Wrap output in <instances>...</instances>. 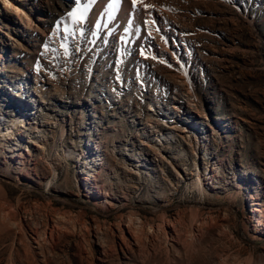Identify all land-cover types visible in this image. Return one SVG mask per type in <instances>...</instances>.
I'll return each mask as SVG.
<instances>
[{
	"label": "rangeland",
	"instance_id": "rangeland-1",
	"mask_svg": "<svg viewBox=\"0 0 264 264\" xmlns=\"http://www.w3.org/2000/svg\"><path fill=\"white\" fill-rule=\"evenodd\" d=\"M8 1L0 264H264V0Z\"/></svg>",
	"mask_w": 264,
	"mask_h": 264
},
{
	"label": "bare ground",
	"instance_id": "bare-ground-1",
	"mask_svg": "<svg viewBox=\"0 0 264 264\" xmlns=\"http://www.w3.org/2000/svg\"><path fill=\"white\" fill-rule=\"evenodd\" d=\"M9 4H10V1H8V0H6ZM8 7H12V8H14L13 6H12V4L11 5H9ZM6 16H7V14H6ZM10 21L11 22H14V20L12 19V18H10ZM11 40H12V42H14V39L13 38H11ZM25 112H27V111H25ZM12 128H10V127H6L5 128V134L3 133V131H0V140H2V141H4L6 138H11L12 137V135H13V133H12V130H11ZM197 182H198V184H195L196 185V187H199V184H201V181H200V178H197ZM130 238L132 239V241H133V244L134 245H138V244H140L139 242H140V237L138 236V234H137V232H133V233H130ZM180 238V237H179ZM33 239V241L34 242H36L35 240H34V238H32ZM38 240V239H37ZM169 241H172V242H176L177 243V241H178V235L176 234V232L174 231V229H173V227H172V232H171V230H170V233H169Z\"/></svg>",
	"mask_w": 264,
	"mask_h": 264
},
{
	"label": "snow or ice",
	"instance_id": "snow-or-ice-1",
	"mask_svg": "<svg viewBox=\"0 0 264 264\" xmlns=\"http://www.w3.org/2000/svg\"><path fill=\"white\" fill-rule=\"evenodd\" d=\"M117 2H118V0H117ZM139 2H141V0H132L133 6L137 5ZM145 7H146V8H150V7H152V6H151V5H145ZM77 19H78V20H82L83 17L81 16V17H78Z\"/></svg>",
	"mask_w": 264,
	"mask_h": 264
}]
</instances>
